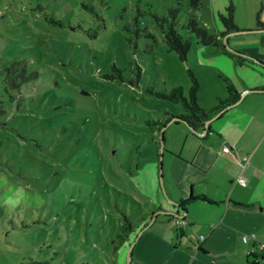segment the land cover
<instances>
[{"label": "rangeland", "instance_id": "rangeland-1", "mask_svg": "<svg viewBox=\"0 0 264 264\" xmlns=\"http://www.w3.org/2000/svg\"><path fill=\"white\" fill-rule=\"evenodd\" d=\"M231 2L241 30L228 48L264 51V0H0V264L128 263V240L114 247L120 226L126 214L134 238L157 213L146 177L159 160L163 176L161 132L147 121L183 111L157 92L188 95V68L204 93L208 71L222 81L219 66L237 58L187 25L194 15L224 31ZM176 7L186 60L165 42Z\"/></svg>", "mask_w": 264, "mask_h": 264}, {"label": "crops", "instance_id": "crops-1", "mask_svg": "<svg viewBox=\"0 0 264 264\" xmlns=\"http://www.w3.org/2000/svg\"><path fill=\"white\" fill-rule=\"evenodd\" d=\"M247 50L243 52L264 62L257 45ZM228 61L229 67L219 68L240 99L198 131L181 121L164 127L163 176L159 160L146 177L152 189L145 188L159 212L153 206L150 221L128 240L127 264H251L248 254L258 253L255 244L264 230V65ZM206 80L210 89L204 93L200 86L198 100L211 109L228 90L214 70ZM240 175L247 178L246 185L238 181ZM183 225L199 233L197 243ZM252 233L256 238L244 242L243 236Z\"/></svg>", "mask_w": 264, "mask_h": 264}, {"label": "trees", "instance_id": "trees-1", "mask_svg": "<svg viewBox=\"0 0 264 264\" xmlns=\"http://www.w3.org/2000/svg\"><path fill=\"white\" fill-rule=\"evenodd\" d=\"M190 2L192 7L199 8L203 0H190ZM234 11H235V6L234 3L231 2L226 7V13H222V12L219 13L220 19L222 23L225 25V30L220 33L209 32L207 27L205 25H202L194 15H192L191 18L189 19L187 26L189 30H191L196 34L199 42L202 45L218 47L223 53L236 57L240 63L244 61H249L252 63L258 62L261 63L263 66L264 62L262 60L255 59L254 57L247 55L244 52L232 51L228 48V42H227L228 39L226 38L227 35L229 33H234L241 30L238 27L237 23L235 22ZM177 12H178L177 7L172 8L170 10L171 18L170 19L167 17L163 18V22H165V24H163L165 42L168 49L176 50L179 53L180 57L186 60L189 49L191 47V40L187 37H184L177 30L176 28ZM116 69L119 72L122 71V69L120 68H116ZM141 71L142 68L140 64H137V73L139 74V76L141 74ZM188 73L191 81L188 95L185 94L182 86L173 87L169 91L157 92V94L160 97L170 100L173 103L180 104L183 109V111L180 113L165 111L164 113H166V115L164 116L163 119L148 120L147 123L150 125L153 131L157 130L158 134H160L162 129L171 121L184 122L193 130L198 131L199 129L203 128L206 125L207 121L210 120L214 115L221 114L226 108L233 105L241 97V94L237 90L234 83L228 77L223 76L228 90V96L226 98L219 99L217 105H215L213 108L206 109L203 106H201L198 100V93L200 89L199 79L197 78V76L195 75V73L191 68H188ZM119 76H120L119 80H124L121 74H119ZM12 81H13L12 85L16 87L17 82L15 80ZM163 141H164V136H163ZM192 199H194L193 196L185 203H188ZM153 214L154 211H152L149 214V217H152ZM134 229H135L134 222L130 220L129 217L125 214V220L122 222L120 226V232H118L117 234V237L119 238V242L118 243L116 242L114 247L118 248L119 247L118 245H122V243L129 240L130 234L134 231ZM175 231H178V227L175 228ZM255 247L257 248L256 244ZM257 250L258 253L248 254L247 257L249 263L263 264L261 262L262 259H264V250H259L258 248Z\"/></svg>", "mask_w": 264, "mask_h": 264}, {"label": "built area", "instance_id": "built-area-1", "mask_svg": "<svg viewBox=\"0 0 264 264\" xmlns=\"http://www.w3.org/2000/svg\"><path fill=\"white\" fill-rule=\"evenodd\" d=\"M223 150L224 151H226V152H229L230 151V147L228 146V145H224L223 146ZM248 159H247V157H244V161L246 162ZM238 181L242 184V185H246V183H247V178L245 177V176H243V175H240L239 177H238ZM176 220V225H180L181 223H182V221L178 218H176L175 219ZM250 238H256V236H255V234L254 233H252V234H250V235H244L243 236V240H244V242H247V241H249V239ZM256 245H257V248L259 249V250H264V242L263 241H256Z\"/></svg>", "mask_w": 264, "mask_h": 264}, {"label": "water", "instance_id": "water-1", "mask_svg": "<svg viewBox=\"0 0 264 264\" xmlns=\"http://www.w3.org/2000/svg\"><path fill=\"white\" fill-rule=\"evenodd\" d=\"M161 139H162V150H163V146H164V141H163V130L161 131ZM130 252V251H129Z\"/></svg>", "mask_w": 264, "mask_h": 264}]
</instances>
